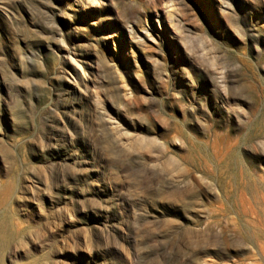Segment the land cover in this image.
Listing matches in <instances>:
<instances>
[{"label":"rangeland","instance_id":"1","mask_svg":"<svg viewBox=\"0 0 264 264\" xmlns=\"http://www.w3.org/2000/svg\"><path fill=\"white\" fill-rule=\"evenodd\" d=\"M0 184V261L264 264V0H0Z\"/></svg>","mask_w":264,"mask_h":264},{"label":"bare ground","instance_id":"2","mask_svg":"<svg viewBox=\"0 0 264 264\" xmlns=\"http://www.w3.org/2000/svg\"><path fill=\"white\" fill-rule=\"evenodd\" d=\"M82 77L85 78L84 75H82ZM65 157H68V158L73 159V156H65ZM73 162H74L73 165H76V168H78V166L83 165V163H84V162H82L80 160L77 161L75 159H74ZM9 192H10V187L9 186H2L0 184V204L4 200L7 199V197L9 196ZM107 202H109V200ZM14 217H15V213H11V214H9V217L8 218H4V219L2 218V219H0V240H5V239L8 238L9 233L7 232V230H8L7 223L11 222ZM213 232H214V230H213ZM108 233H111V232H108ZM109 236H113L114 239L116 238V235H114V233H113V235L112 234H109ZM259 253H260V256H262V258L264 259V250L261 249V251H259ZM10 254H11V252H8L7 256L5 257V260H4V258L1 259L0 264H35V259L34 260H31V261H27L26 259L20 258L19 261L18 260L17 261H12L10 259ZM22 256H24V255H22ZM5 261H7V262H5Z\"/></svg>","mask_w":264,"mask_h":264}]
</instances>
